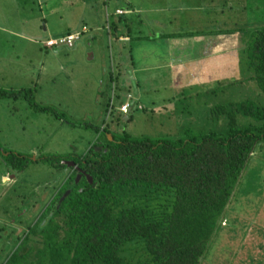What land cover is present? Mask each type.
<instances>
[{"label":"rangeland","instance_id":"obj_1","mask_svg":"<svg viewBox=\"0 0 264 264\" xmlns=\"http://www.w3.org/2000/svg\"><path fill=\"white\" fill-rule=\"evenodd\" d=\"M89 1L0 0V88H33L35 101L53 107L60 115L36 111L21 96L0 97L2 149L32 154L31 159L43 154L82 152L97 138L103 139L104 126L116 137L181 136L191 125L197 130L218 100L214 91L211 94L206 91L221 86L223 77L238 72V53L243 45L238 39L240 33L235 31L247 22L245 19L255 17L256 7H264L261 0H255L259 2L256 4H251L253 0H214V4L208 3L211 9H218L216 18L209 13L204 19L206 5H193L198 0H189L192 2L186 5V13L192 15V21H185L187 27L168 28L167 23L165 28L156 23L158 17L153 20L157 12H147L152 21L135 22L134 16L129 18L130 37H125L120 45L112 36L108 39L96 33L94 38L86 34L71 49L57 45L46 51L42 44L45 38H58L68 29H75L74 24L86 21L83 12ZM98 2V16L105 18V8L111 3ZM156 2L144 0L142 6L154 7ZM170 3L161 14L162 19L169 21L177 12L182 16L181 10L185 8L171 0ZM107 15L106 23H110L111 16L108 12ZM139 15L142 18L146 13ZM162 30L196 35L192 44L188 41L186 59L177 61V72L183 69L181 77L175 79V92L164 102H157L155 96L166 97L170 91L165 83L170 77L162 69L168 65L162 64L169 62L171 54L162 38H154ZM221 30L223 33L218 32ZM138 32L142 35H137ZM187 39L190 40L188 36ZM117 66L123 84L120 90L109 84V73L116 74ZM208 73L218 78L210 79L212 75ZM160 75L164 81L156 83ZM241 87L243 93L248 94L249 88L254 92L252 82ZM128 92L131 100L127 98ZM150 95L154 97L152 100ZM108 97L114 104L111 111L104 110ZM127 100L132 105L121 113L118 106ZM62 181V171L58 173L42 159L29 162L23 172L16 173L8 170L0 157V264L5 263ZM260 182L263 189L247 196L251 201L242 199L228 209L225 218L237 225L222 230L206 259L199 264H257L256 257L260 258L258 264H264L263 249L257 245V239L264 237V180ZM244 238L247 243L241 242ZM259 241L263 243L264 239Z\"/></svg>","mask_w":264,"mask_h":264},{"label":"trees","instance_id":"obj_2","mask_svg":"<svg viewBox=\"0 0 264 264\" xmlns=\"http://www.w3.org/2000/svg\"><path fill=\"white\" fill-rule=\"evenodd\" d=\"M258 8L255 20L233 30L243 45L238 72L206 91H214L218 100L197 130L191 125L181 136L116 137L104 126L103 139L82 152L32 159L0 147L8 170L21 173L42 159L62 171L63 179L4 264H199L206 259L222 230L237 225L225 218L228 209L263 189L264 7ZM106 21L108 16L103 26ZM109 27L115 33V23ZM119 70L109 73L117 90L123 85ZM247 82L254 92L243 93ZM34 93L33 88H0V97L21 96L32 109L60 117L53 107L37 103Z\"/></svg>","mask_w":264,"mask_h":264},{"label":"crops","instance_id":"obj_3","mask_svg":"<svg viewBox=\"0 0 264 264\" xmlns=\"http://www.w3.org/2000/svg\"><path fill=\"white\" fill-rule=\"evenodd\" d=\"M101 2V3H105L104 0H90L88 6L85 8L84 12H83V17L84 19H86V21L90 22L91 24L88 25L86 24L87 22L83 21L82 24L80 25H75L74 26L76 27L75 29L71 30V29H68L66 32H64L62 35L66 34V33H73L75 31H80L81 30V27L82 25H86L87 29L85 32H83V34L78 38L76 39L74 42H73V45L72 46H66L68 49H71L74 47V44L76 41H80L86 34L88 35L89 34V37L90 35L92 34H103V35H106V37L108 39H111V36L113 37L114 39V42H116L118 45H120L122 43V41L124 40V38H128L130 37V33H129V26L130 25V21H129V18L134 16V19L133 21L137 22L138 20H151L152 21V18L150 15L147 14L148 13H155L157 12V15H154L153 16V20L156 19L157 17L159 18V22L157 21L156 19V23L157 24H160V25H164L165 28H166V25L167 27H178L181 28V27H187L188 24H185V21H189V19L192 21V15H190V13H186V5H188V2H192V1H189V0H171L173 2V4H176V5H179V6H184L185 8L182 9L181 11L183 12V15L180 16L179 13L177 12L175 16H173V19L171 21L167 20V19H162L161 17V14H163L164 12V9H165V5L167 4H172L170 3V0H157L156 2V6H142L144 4V0H123V4L120 3V1L122 0H108L109 3H111V6L108 8H105V15H106V11L110 14L111 16V19H110V23L113 22L115 23V27L117 28L115 30V33L112 34L111 30H110V27H109V30L107 31V29L105 28V26H103V18L102 16H98V7H97V2ZM264 1V0H262ZM98 2V3H99ZM107 2V1H106ZM212 3L214 4V0H198L196 4H193V5H203L205 4L206 6L203 8V12H204V19H207V14L211 13V14H215V18H216V14H217V8H214V9H211V6L209 7V3ZM238 2V1H236ZM235 2V3H236ZM251 2V1H250ZM94 3V6H92ZM136 3V5H135ZM247 3V1H246ZM256 4V3H259L255 0H253V2H251V4ZM116 9H121L123 12L122 13H116L115 10ZM245 12V11H243ZM255 17L258 13H260V8L256 7L255 8ZM140 13H146L145 17H142L140 18ZM156 14V13H155ZM160 16V17H159ZM106 17V16H105ZM155 17V18H154ZM255 17H251L250 19L251 20H255ZM214 18V19H215ZM248 19V20H250ZM247 20V19H245ZM190 25V24H189ZM194 25H190L189 27H192ZM192 28H195V27H192ZM177 29V28H176ZM177 29V30H178ZM107 32V33H105ZM179 31H176L174 30V32H169V31H166V30H162L161 32H158L155 34L154 38H162L164 40V43H166L168 46V49L167 51L170 52V56H169V62L166 63V64H162L163 66L164 65H168V67H159L160 69L162 68L163 71H167L168 75L170 78H167L166 82L168 84V86L170 87V91H169V88H168V91L169 93L167 94L166 97H160V96H155L156 98V101L157 102H164V99H167V97H169L170 95L173 94V92H175V90H173L174 88V85L176 83V80L178 77H181V74H182V69H180V72H177V61L178 59L180 61H184L186 59V52L187 50H189V43L188 41L190 42V44L193 43V37L196 35V34H192L188 31H185L186 34L183 35L182 33H177ZM139 33V32H138ZM137 35H142L141 33L137 34ZM115 36L119 37L118 39L115 38ZM187 36L190 38V40L187 39ZM48 38V37H47ZM45 38V39H47ZM50 38V36H49ZM93 38H94V35H93ZM44 47V46H43ZM54 47H51L50 49H52ZM46 51L49 49L47 47L44 48ZM118 54L120 55V50L118 51ZM214 56V55H213ZM208 59V57H207ZM126 63V62H125ZM212 65H214V63H212ZM159 65H157L158 67ZM184 66V65H183ZM209 76H211L210 79H214V78H218L216 75H214L213 73H208ZM162 77V75H160V77L158 78V80H156L155 82L156 83H160V82H163L164 79H160ZM120 78V77H119ZM176 79V80H175ZM126 82V79L124 77V80H123V83ZM126 84V83H125ZM154 97H152V95H150V100H152Z\"/></svg>","mask_w":264,"mask_h":264},{"label":"built area","instance_id":"obj_4","mask_svg":"<svg viewBox=\"0 0 264 264\" xmlns=\"http://www.w3.org/2000/svg\"><path fill=\"white\" fill-rule=\"evenodd\" d=\"M116 13H122L123 11L121 9H116L115 10ZM105 16H108L107 15V12H106V15ZM105 28L107 29V31L109 30V23H106L105 24ZM82 31H85L86 30V27L85 26H82ZM81 35V31H75L73 33H69V34H66V35H63V36H60L58 38H54V37H50V38H47L45 39L42 44L47 47V48H51V47H54V46H57V45H66V46H72L73 45V42L78 39ZM113 86V85H112ZM131 95L128 94L127 95V98L129 99ZM130 107V102L127 100L125 102H122L120 103V105L118 106V110L121 112V113H126L128 111V108ZM113 108V103H109V107H108V110L111 111V109ZM109 113V112H108Z\"/></svg>","mask_w":264,"mask_h":264},{"label":"water","instance_id":"obj_5","mask_svg":"<svg viewBox=\"0 0 264 264\" xmlns=\"http://www.w3.org/2000/svg\"><path fill=\"white\" fill-rule=\"evenodd\" d=\"M62 162H63V163H67V165L75 166L74 162H72V161L64 160V161H62Z\"/></svg>","mask_w":264,"mask_h":264}]
</instances>
